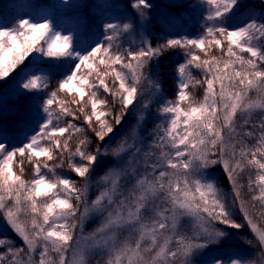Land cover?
Instances as JSON below:
<instances>
[{
	"label": "snow or ice",
	"instance_id": "obj_1",
	"mask_svg": "<svg viewBox=\"0 0 264 264\" xmlns=\"http://www.w3.org/2000/svg\"><path fill=\"white\" fill-rule=\"evenodd\" d=\"M70 6L88 5L81 0ZM198 6L205 11L197 36L167 37L155 46L144 35L130 43L122 39L136 36L132 16L103 21L102 39L83 48L47 15L0 25V81L33 53L38 60L62 62L56 73L22 71L20 110L36 120L38 130L25 133L19 146L5 135L0 113V216L23 241L17 247L0 237V264H87L93 252L100 256L97 264H193L196 253H202L200 264H264V0H199ZM129 7L147 19L152 5L131 0ZM237 17L244 18L233 24ZM93 22L91 16L83 17L85 28ZM177 49L184 59L176 66L175 99L168 100L146 72ZM193 69L201 79L192 75ZM55 74L62 78L46 91ZM142 85L163 101L157 109L160 123L147 143L138 128L145 112L151 116L150 101L115 147L90 151L86 128L73 121L82 118L103 142L144 95ZM197 86L203 87L199 100L189 90ZM100 89L118 102L117 114ZM76 135L83 138L73 151L70 141ZM65 154L68 168L85 180L83 187L57 175ZM109 156L110 166L95 182L98 195L89 203L90 174L100 157ZM58 157L59 163H49ZM26 162L32 165L31 179L24 178ZM216 167L231 192L217 186L209 171ZM245 171L251 203L239 182ZM236 208L244 223L234 217ZM90 215L102 220L85 235L82 226ZM245 224L259 245L258 259H226L220 253L231 239L227 229L240 230ZM244 242L253 245L246 237Z\"/></svg>",
	"mask_w": 264,
	"mask_h": 264
},
{
	"label": "trees",
	"instance_id": "obj_2",
	"mask_svg": "<svg viewBox=\"0 0 264 264\" xmlns=\"http://www.w3.org/2000/svg\"><path fill=\"white\" fill-rule=\"evenodd\" d=\"M87 7H71V4L80 5L81 0H0V25L12 26L20 18H33L38 20L42 15H47L51 18L57 27L64 24L65 27H72L77 25L83 32H85V41L83 47H87L89 43L93 40L102 39L101 31L102 29L99 25L106 20H123L128 16H132L135 19V11L129 7L131 0H85ZM152 5L150 9L147 10L148 16V36L152 41L153 46L157 43H162L164 38L169 37V25L177 23V21H182L186 29L191 30L195 27H200L203 24L202 14L204 13V7L198 6L199 0H148ZM68 5V6H66ZM31 7V10H29ZM258 12V11H257ZM115 13L114 18H110L112 14ZM259 13V12H258ZM260 14V13H259ZM91 16L93 18V24L90 28H85L83 26V17ZM245 16L248 13L244 14ZM244 17H237L232 20L233 24L239 23ZM201 31L194 33H188L187 36L195 37ZM194 34V35H193ZM126 39V42L130 43L129 37L122 38ZM213 55H218L219 53L215 50L212 52ZM184 59V53L182 50H169L165 53L162 60L159 62L158 66L156 64L150 65L149 70L146 74L150 79L161 84V89L163 92V98L168 100L175 99V92L177 89V73L176 66L178 63L182 62ZM62 62L58 63L55 60H38L37 54L33 53L28 59L25 60L24 64L19 66L11 75L4 81H0V93L5 92L7 95L8 107L5 109L0 108V113L4 120L5 135L8 136L9 140L14 146H19L21 142L25 141V133L31 135L36 128V120L27 117V114L20 109L24 104V100L18 99L20 96V90L18 88V83L21 78L22 71L27 68L29 70H40L44 69L48 72L56 73L57 69H60ZM71 66V65H69ZM192 75L196 79H201V72L197 69L192 70ZM62 76L59 74L53 75L50 80V87L46 91L54 90L57 86V82ZM144 90V95L138 97L137 101L130 105L127 114L124 116L122 122L118 126H114V133L110 137H106L103 142H100L95 138L91 129H88L84 124L83 119L73 121L78 126H83L86 128L85 134L88 135L91 143L89 145V150H95L97 146L100 147L101 151L105 148L115 147L121 138L129 135L134 126L137 125L138 117L140 115V110L145 103V101H150L149 110L151 116H148L147 112L144 114V120L140 123L138 128V133L141 138L147 141L149 140V133L155 127L157 123H160L158 118L157 109L163 102L162 99L153 94V91L147 88L145 85L141 86ZM196 98L202 99L203 97V87L197 86L189 89ZM99 95L102 98H107L109 104L112 107L113 115L119 112L118 102L112 100L110 96L105 94L102 89L99 90ZM253 97L255 93L251 94ZM61 98L70 99V95L66 93H60ZM40 100L36 99L35 103L39 104ZM75 107V106H73ZM90 111V109H89ZM35 115V112L32 113ZM66 119H72L67 117ZM83 138L82 135L73 136L72 141H70L72 150H75L76 143L79 139ZM77 160L79 158H76ZM112 157H100L99 163L95 167V170L90 174V181L97 180L105 171L108 166H110V161ZM59 157L56 161H50L49 163H59ZM49 178L51 174L43 170ZM211 175L216 179L217 186L225 192H231V187L224 173L219 167L209 170ZM57 175L71 178L76 182L77 187H83L85 180L78 177L73 171L68 168L67 154L64 157V165L62 168L57 169ZM249 173L245 171L241 174L239 182L245 185L243 191V197L246 201L251 203V193L247 191V180ZM25 179L33 178L32 165L25 164ZM73 203H76L73 201ZM256 211H259V203L257 202ZM81 211V206H80ZM234 217L238 222L244 223L243 217L240 214L238 208L233 209ZM79 216V213L77 214ZM188 224V221L184 222ZM96 224V221L92 220L89 225ZM218 227H223L218 225ZM230 234V241L228 245L224 248L223 252L220 253L226 259L230 255H239L249 259H258L257 253L259 252V245L255 240V237L250 232L248 226L240 229H227ZM0 237L8 238L11 243L15 246L20 247L23 245V241L10 229V227L4 222L3 217L0 216ZM253 241V245L246 244L244 238ZM202 253H196L192 257L193 264H200ZM88 264H97L100 256L96 253H92L88 257Z\"/></svg>",
	"mask_w": 264,
	"mask_h": 264
},
{
	"label": "rangeland",
	"instance_id": "obj_3",
	"mask_svg": "<svg viewBox=\"0 0 264 264\" xmlns=\"http://www.w3.org/2000/svg\"><path fill=\"white\" fill-rule=\"evenodd\" d=\"M134 22H135V26H136V36L135 37L129 36L131 41L133 39L138 40L141 35L147 36L148 23H147L146 19H142L138 15H136L135 19H134ZM183 28H184V26L181 23H178L175 26H171L170 29H169L171 31V33H172L171 37L182 36L179 33H180V31ZM59 29L64 31L66 34L73 35L75 43L77 44V46L82 48V44H83V42L85 40V32H82V30L79 29L77 26L64 28L63 24L61 25V27H59ZM6 95L7 94L5 92H1L0 93V108H2V109H5V108L8 107V102H7V96ZM97 180L95 179L93 181H90L89 190H88V194H87V200H88L89 203H91V201L93 199H95L96 195H98V188L96 187V184H95V182ZM81 211H83V205L82 204H81ZM92 220L96 221V224H93V225L90 226L89 222L92 221ZM101 220H102V218L99 215H90L88 217V219H86L84 221V223H83V226H82L83 227V233L85 235H87L89 233L94 232L95 229L100 226ZM262 226H264V225H262ZM75 235L76 236L80 235V227L79 226H78V228L76 230ZM93 253H95V252H93ZM68 255L71 256V252H69ZM88 257H87V261L89 259ZM87 264H88V262H87Z\"/></svg>",
	"mask_w": 264,
	"mask_h": 264
}]
</instances>
